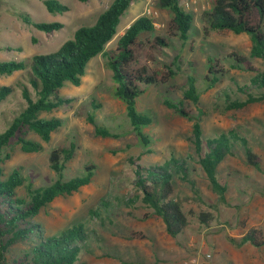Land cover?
Wrapping results in <instances>:
<instances>
[{
    "label": "rangeland",
    "instance_id": "1",
    "mask_svg": "<svg viewBox=\"0 0 264 264\" xmlns=\"http://www.w3.org/2000/svg\"><path fill=\"white\" fill-rule=\"evenodd\" d=\"M44 0H0V62L26 60L33 55L56 51L74 31L91 25L98 14L112 0H58L68 7L62 14L46 11ZM213 0H179L180 6L192 15L193 31L182 43L168 37L167 27L171 13L158 5V0H135L120 16L117 33L105 45L103 53L91 59L81 84L68 83L56 96L63 99L61 107L41 113L39 118H57L61 124L43 142L33 131L23 128L24 138L38 143L36 152H24L10 140L3 154L9 157L1 165L4 176L18 170L23 184L15 196L27 199L28 185L40 188L52 184L57 176L48 165L49 152L58 147L75 146L74 156L64 163L63 180L85 173L92 166L88 185L71 195L55 198L39 209L30 219L37 225L42 238L59 235L67 228L81 224L88 240L81 246L78 264H264V246L253 247L241 242L252 229L264 231V100L236 110H225L224 93L230 99L244 100L246 94L258 95L251 82L258 73H264V61L249 59L253 71L232 68L228 56L237 52L247 56L251 41L246 34L227 31L204 34L200 15L209 9ZM32 22L61 25L60 29L42 32L25 24L22 17ZM146 17L154 26L152 32L140 35L141 41L154 36L168 39L169 45L155 54L148 63L150 71L164 73L168 68L175 75L165 83L144 87L135 107L151 118L139 131L147 138L142 143L125 114L124 104L114 94L112 74L107 66V54L114 50L118 37L138 17ZM264 30V21L262 23ZM146 51V44L140 49ZM219 59L225 75L213 88L202 92L196 105L183 101L191 120L167 108L163 101H182L187 76L193 75L201 89L208 60ZM0 86H11L13 92L0 102V133L26 106L22 90L36 99L25 71L0 75ZM242 88L245 92H240ZM92 116L116 138L95 136L86 118ZM193 122L202 133V147L197 152L191 137ZM233 132L231 150L215 170L216 180L225 185L221 195L214 191L206 178L199 158L206 151L205 140L220 133ZM254 155L260 168L248 165L243 146ZM200 155V156H199ZM162 165L172 176L173 192L170 198L178 203L185 216V226L175 237L169 236L163 222L142 202L137 187L136 171ZM145 173V171H141ZM210 215L204 225L200 214ZM22 244H14L5 253V259L21 257Z\"/></svg>",
    "mask_w": 264,
    "mask_h": 264
},
{
    "label": "trees",
    "instance_id": "2",
    "mask_svg": "<svg viewBox=\"0 0 264 264\" xmlns=\"http://www.w3.org/2000/svg\"><path fill=\"white\" fill-rule=\"evenodd\" d=\"M81 3L86 0H77ZM135 0H112L109 5L98 14L95 21L89 26L77 28L72 38L64 41L59 48L48 54L33 55L26 60H10L0 62V75H10L16 71H25L30 87L36 94L31 99L26 89L22 90V97L26 106L12 119L7 128L0 133V264H78L80 248L88 240L86 230L81 224L73 225L59 235L42 238L38 226L31 223L39 209L51 203L55 198L71 195L81 187L90 183L93 167L86 166L85 173L67 180H63L62 170L64 163L74 156L75 146L58 147L48 154V165L56 174V180L49 186L32 188L28 185L27 199L15 196L16 189L23 184V178L18 170H12L4 176L2 163L9 154H3L10 140L16 137L17 144L24 152H36L40 145L24 138L23 128L33 131L43 142H47L50 134L58 129L61 122L57 118L42 119L41 113H49L63 104V99L56 96L57 92L66 83L78 87L84 76L86 67L91 59L103 53L105 45L117 33L120 16ZM43 5L50 14H62L68 7L58 0H44ZM158 5L171 13L168 22V37L186 42L188 35L193 31L192 15L185 11L179 0H158ZM25 24L31 25L42 32L57 31L61 25L56 22H32L27 16L22 17ZM264 0H213L211 7L200 15L202 31L208 35L210 32L227 31L235 35L249 36L251 46L247 56L231 52L228 56L233 61L232 68L253 71L249 59L264 61ZM154 30L153 23L146 17L134 19L124 32L118 37L114 50L107 54V66L114 82V96L125 107V114L130 126L139 140L147 144L146 136L139 131L147 126L151 118L136 110V99L144 92V87L165 83L176 73L168 68L164 73L150 71L148 63L155 60V54L169 45L167 38L154 36L152 40L141 41L140 35ZM146 44V51L142 54L140 49ZM225 70L219 66V59L208 60L206 74L201 80V89L196 85L193 75L187 76L186 88L182 92V101L172 103L164 100V105L175 113L191 120L184 109L183 101L194 105L198 103L199 96L220 83ZM251 82L258 89H264V73H258ZM240 92H245L242 88ZM13 92L11 86H0V102ZM225 110H236L248 104L264 100V93L258 95L246 94L244 100L230 99L229 95H222ZM86 121L92 125L95 136L102 138H116L117 135L95 122L92 116ZM202 133L197 122H193L191 137L197 152L202 147ZM233 132L220 133L215 138L205 140L206 151L199 158V164L214 191L223 194L225 185H220L215 177V170L231 150L230 139ZM244 156L248 165L259 169L255 155L244 145ZM136 171V185L141 191L142 202L149 206L153 213L161 219L166 233L177 236L185 226V216L178 203L170 198L173 192V181L170 173L164 166H152ZM210 215L200 214L199 221L206 224ZM241 242L249 243L253 247L264 246V231L252 229L241 238ZM14 244H22L20 258L5 259L8 248ZM78 244H81L79 246Z\"/></svg>",
    "mask_w": 264,
    "mask_h": 264
}]
</instances>
